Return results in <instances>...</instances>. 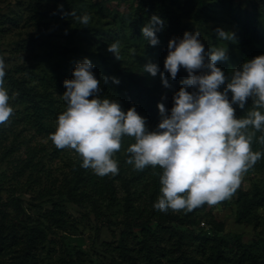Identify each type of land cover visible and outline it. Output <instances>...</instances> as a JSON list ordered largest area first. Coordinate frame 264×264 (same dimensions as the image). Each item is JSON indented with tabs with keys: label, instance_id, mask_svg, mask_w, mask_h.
I'll list each match as a JSON object with an SVG mask.
<instances>
[{
	"label": "rangeland",
	"instance_id": "obj_1",
	"mask_svg": "<svg viewBox=\"0 0 264 264\" xmlns=\"http://www.w3.org/2000/svg\"><path fill=\"white\" fill-rule=\"evenodd\" d=\"M145 1L149 7L141 15L142 19H149L157 13L152 11L154 0ZM138 3L139 0H0V58L5 62L4 87L13 108L9 121L0 124V201L7 203L12 195L20 204L21 212L8 203L4 206L5 221L18 219L20 227L24 226L13 232L14 239H25L27 226L39 229L40 236L45 235L33 250L35 258L30 264H60L61 257L68 262L72 258L73 264H109L112 255L106 242L115 245L122 231H129L139 239L142 230L154 231L160 216L162 219L165 215L153 207L161 195L162 170L149 166L135 171L126 163L129 155L126 149L134 142L130 137H124L121 150L113 157L118 163V174L101 177L83 168L78 193H85L79 196V202L69 200L64 192L82 161L74 150L57 149L49 139L50 133L38 132L27 122L28 110L10 81L15 78L42 90L38 78L54 76L59 71L67 73L85 58L93 64L92 72L99 71L101 56L108 63L141 75L148 86H153L159 74L153 77L143 71V65L152 62L158 66L164 58L147 47L141 33L145 23L136 21ZM163 3L174 8L168 0ZM204 4L199 20L194 18V11L186 14L183 8L174 10L183 31L200 33L206 51L227 48L228 60L224 61L227 72L250 60L244 55L242 58L243 43L254 49L253 52L264 55V42L252 38L254 32L264 35L261 0H204ZM73 12L75 16L69 14ZM85 14L90 17L87 26L77 19ZM247 24L250 31H246ZM218 28L234 33V40H220L216 34ZM114 42L119 44L120 60L107 51L108 45ZM234 108L241 118L252 107ZM146 126L149 131L157 130L150 124ZM260 135L257 132L253 138L252 150L260 151L262 156L243 175L231 198L193 211L192 224L175 221L167 224L185 234L206 230L215 236L231 238L237 233L246 243H258L264 238V203L238 219L244 200L264 197V146L256 139ZM105 177L112 187L113 201L110 202L107 197L93 195L89 188V181L101 184ZM85 183L88 189L84 188ZM166 213L187 215L183 210L169 209ZM57 218L75 227H60ZM7 236L6 242H9L11 234ZM5 246L6 249L0 248V264L15 263L19 251L13 244ZM160 260V264H171L165 257Z\"/></svg>",
	"mask_w": 264,
	"mask_h": 264
},
{
	"label": "clouds",
	"instance_id": "obj_2",
	"mask_svg": "<svg viewBox=\"0 0 264 264\" xmlns=\"http://www.w3.org/2000/svg\"><path fill=\"white\" fill-rule=\"evenodd\" d=\"M69 14L75 16L74 12ZM77 19L85 26L90 21L87 14ZM162 26L163 21L153 15L141 28L148 44H159L156 32ZM216 34L223 41L235 38L234 33L221 28ZM167 48L164 70L175 80L183 67L187 77L173 95L169 115H165L163 103L157 104L162 116L157 130H148L145 118L134 106L125 111L116 100L100 97L101 80L93 75V64L85 58L76 63L73 78L63 82L66 90L61 98L66 108L58 115L49 139L57 149L74 150L81 167L103 177L118 174L114 154L121 150L124 137L132 138L126 163L135 171L149 166L162 170L161 195L153 207L163 213L169 209L191 212L231 198L243 175L262 156L252 150V142L260 132L256 139L264 146V55L245 60L228 77L217 66V62L228 60L227 48L206 51L198 31H185L182 38L170 39ZM107 51L120 60L117 42L108 45ZM143 71L155 77L159 68L148 62ZM4 77L5 62L0 58V124H6L13 114ZM160 78L165 87H170L163 72ZM111 79L119 84L117 78ZM103 81L107 83L108 78ZM249 99L252 108L238 118L233 105L245 110Z\"/></svg>",
	"mask_w": 264,
	"mask_h": 264
},
{
	"label": "trees",
	"instance_id": "obj_3",
	"mask_svg": "<svg viewBox=\"0 0 264 264\" xmlns=\"http://www.w3.org/2000/svg\"><path fill=\"white\" fill-rule=\"evenodd\" d=\"M169 4L175 9H184L186 14L194 11V18L199 20V12L204 7V0H168ZM264 3V0H261ZM152 3V2H150ZM155 6L152 5V11L156 12L163 21V26L156 32L159 39V44L152 46L147 44V47L155 52L156 55H161L162 58L168 54V42L170 39H180L183 37V28L179 25L178 15L175 13L174 8H170L169 5L163 3V0H154ZM149 3L145 0H139L136 21L148 23L149 19H142V12H145ZM246 31H250L248 24L246 25ZM252 38L255 41L264 42V35L259 32H254ZM148 43V41H147ZM240 53L242 58L247 57L251 59L260 55L253 52L249 45L243 43ZM240 49V50H241ZM244 55V56H243ZM101 70L93 72V75L101 80L100 92L98 95L102 98H108L109 100H116L121 105L122 110H127L129 107L134 106L137 113L145 118L146 124H150L153 129H157L159 121L162 116L157 108L158 103H163L165 106V115L170 114V109L173 106V95L182 86V81L187 77L186 70L181 67L175 80L164 70V61L158 65L159 79L153 86H148L147 82L143 81L141 75L128 72L125 67H121L116 63H108L103 57H101ZM217 66L221 68L225 75L230 77L231 73L227 72L225 62H217ZM239 68V67H236ZM67 73L59 71L58 74L50 77L38 78V82L42 86V90H37L34 87H29L23 84V81L11 78L10 81L18 91V96L22 103L25 104L28 110L25 116L27 122H30L38 132L53 133L55 131V122L58 115L66 108V102L62 100V93L66 90L64 87V81L66 79H72V70ZM160 72L164 73L165 78L168 80L170 87H165L160 78ZM107 77V83H104L103 78ZM112 77L119 80V84L112 82ZM223 86H221V90ZM188 91H194L193 88L187 87ZM56 93V95H55ZM231 99V93H229V100ZM233 107H238L233 105ZM246 107H252V101L249 99ZM239 108V107H238ZM83 167L79 166L73 174V178L68 180V187L64 194L69 200L79 202L82 193H78L79 180L82 179L81 172ZM90 176H87L89 178ZM85 189L88 186L83 184ZM89 188L93 191V195L105 199L107 197L110 201L112 187L105 179L101 184L95 181H89ZM8 204L12 205L17 212H21L18 199L14 196H9L7 200ZM7 203H1L0 201V248L5 245L13 244L19 251L17 255L18 260L13 264H30L34 260V249L42 242V234L40 236L32 226L25 227L26 238H16L13 233L15 230H21V220H15L13 222L5 221V208ZM264 203V197L255 200H244L242 208L238 213V219L244 218L250 209L258 208ZM202 207V206H201ZM201 207L194 209L199 210ZM187 212V215L177 216L165 215L158 219V227L154 231L142 230L143 234L141 238L137 239L134 234H130L129 231H122L118 242L111 245L106 242L108 251L112 255V260L109 264H160V258H167L171 264H264V238L259 239L258 243H246L241 239L240 234H233L231 238H225L224 236H215L211 234V231L199 230L197 234L193 232L185 234L184 232L175 230L170 226V222H178L180 224H192V212ZM56 212H59L56 210ZM57 225L60 227L73 226L71 223L65 221L62 218H57ZM205 225V222H204ZM203 225V226H204ZM221 227V226H219ZM149 230V228H146ZM221 229V228H220ZM6 233V234H5ZM10 241L6 242L8 236ZM60 264H73L72 258L68 260L60 258Z\"/></svg>",
	"mask_w": 264,
	"mask_h": 264
},
{
	"label": "built area",
	"instance_id": "obj_4",
	"mask_svg": "<svg viewBox=\"0 0 264 264\" xmlns=\"http://www.w3.org/2000/svg\"><path fill=\"white\" fill-rule=\"evenodd\" d=\"M201 225H204V222H201Z\"/></svg>",
	"mask_w": 264,
	"mask_h": 264
}]
</instances>
